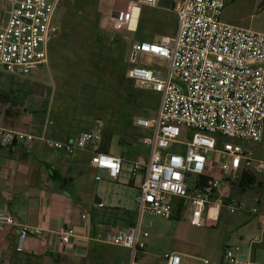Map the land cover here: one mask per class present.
Here are the masks:
<instances>
[{
    "label": "built area",
    "instance_id": "2783aa9c",
    "mask_svg": "<svg viewBox=\"0 0 264 264\" xmlns=\"http://www.w3.org/2000/svg\"><path fill=\"white\" fill-rule=\"evenodd\" d=\"M161 1L135 0L138 5L153 9ZM61 2L8 1L3 13L8 19L0 30V71L26 77L48 64L50 43L59 35L55 18ZM170 2L178 20L175 36H162L156 42L138 41L131 47L135 65L128 71L129 79L139 89L159 96L154 114L134 122L138 129L150 132L141 138V144L149 149V159L147 163L134 162L131 173L136 177L144 168L143 181L134 198L139 221L134 228H114L99 238L105 244L129 250V264H142L137 259L146 247L140 237L149 236L140 228L145 216L170 220L177 200L179 215L191 225L212 227L213 222L205 220L203 214L214 197L223 200L229 213L242 210L234 198L226 200L229 182H238L244 172H252L254 165L264 171V163L256 162L254 150L248 145L264 140V34L224 22L227 0ZM148 56L167 61L163 76L140 65ZM47 129L48 125L44 126L37 136L0 125V145H29L41 140L71 156L102 137L97 128L82 132L73 140L59 141L51 138ZM186 130L195 131L189 140L184 138ZM91 164L105 170L112 181H117L123 172L122 158L111 154L96 152ZM212 170L219 173V178L213 176ZM259 216V231L264 234V214ZM15 227L20 229L17 252L25 250L29 234H44L40 228L20 225L4 204L0 209V233ZM55 235L68 245L76 238V229L62 227ZM250 242L258 243L260 237L255 236ZM164 260L166 264H182L176 253L165 254ZM240 262L238 252L226 248L222 264Z\"/></svg>",
    "mask_w": 264,
    "mask_h": 264
},
{
    "label": "rangeland",
    "instance_id": "374dc122",
    "mask_svg": "<svg viewBox=\"0 0 264 264\" xmlns=\"http://www.w3.org/2000/svg\"><path fill=\"white\" fill-rule=\"evenodd\" d=\"M167 6L153 9L140 6L135 0H62L56 14L60 35L49 46L48 64L26 77L11 78L0 72V93L12 90V96L23 103L22 108L13 109L0 101V115L7 111L12 117L7 123L2 121L3 126L18 127L26 132L48 125L51 137L62 140L72 132L80 135L91 124H102L99 125L102 134L117 133L111 143L113 152L122 153L125 143L133 142L129 156L137 158L138 150L143 149L141 138L146 132L135 128L134 122L136 118H145L146 110L139 108L134 98V91L141 89L128 77L129 69L135 65L131 47L140 40L156 42L162 36H175L177 16ZM0 19V25L4 26L8 16L3 15ZM222 19L230 25L264 34V0H227ZM121 52L124 61L121 60ZM164 62L166 68L168 63ZM140 65H144L143 62ZM155 96L159 99L158 95ZM154 112L148 111V114L153 115ZM129 120L132 123L126 126ZM194 133V130H186L184 138L189 140ZM248 145L254 150L256 162L264 163V140L260 144ZM133 168L134 162L125 163L126 171L120 176V181L131 178ZM252 172L262 186L247 190L240 196L236 182L229 191L241 202L244 214L254 216L250 225L241 226L240 219H237L241 213L230 214L226 209L222 210V218L231 216L237 223V228L232 231V240L238 241L240 236L253 234L251 230L257 229L255 215L258 204L255 199L258 197L256 191L264 193V171L254 165ZM141 179L142 174H138L137 185L141 186ZM178 208L176 200L174 216ZM179 222L176 217L170 220L153 217L151 221L145 216L143 219V231H147L156 244L159 238L161 240L156 252L160 257L159 264H164L165 254L175 251L174 236L182 225ZM220 228L223 229L222 223ZM199 230L204 234L203 229ZM248 247L242 243L239 254ZM255 248L258 253L256 263L263 264L264 250L258 245Z\"/></svg>",
    "mask_w": 264,
    "mask_h": 264
},
{
    "label": "crops",
    "instance_id": "0c3cea01",
    "mask_svg": "<svg viewBox=\"0 0 264 264\" xmlns=\"http://www.w3.org/2000/svg\"><path fill=\"white\" fill-rule=\"evenodd\" d=\"M8 1L0 0V18ZM163 5L171 8L170 0H162L159 7ZM1 28L2 25L0 30ZM141 62L153 70H159L162 73L165 70L163 59L144 57ZM11 119L10 114L4 111V115H0V125L3 126L2 121L7 123V120ZM99 125L91 124L84 132L95 131L100 127ZM44 126L38 130L33 128L26 132L39 136ZM4 127L22 130L9 125ZM145 132L143 136L150 134L149 131ZM47 134L50 137L52 135L48 129ZM78 134L72 132L67 138L56 140H73ZM114 134L117 133L107 134L110 142L103 151L100 150V146L104 144L106 133L101 134L102 137L98 143L89 145L83 150H77L71 156L64 151L54 150L41 140H36L29 145L22 143L14 146L0 145V209L6 204L20 225L44 230L42 236L28 235L23 252L15 250L20 233L19 228H7L6 232H1L0 256L3 264H129V250L105 244L99 241V238L104 237L114 228L137 226L138 207L134 198L138 195L140 185L136 184V178L138 174H142V183L144 168L140 169L136 177L130 174L131 178L126 181H120V177L117 181H112L105 170L92 166L91 158L96 152L120 157L123 160L122 173H125V163L136 161L147 163L149 149L142 145L143 149L138 150L137 158L131 159L129 149L133 142H126L122 153L113 152L111 143ZM118 136L122 144L123 140L119 134ZM212 171L213 176L219 178V173ZM98 176L102 178L100 181L96 179ZM247 190L241 191L240 196ZM256 192L258 195L255 199V203L258 204L255 215L257 229L251 230L253 234L250 232L245 237L240 236L238 241L232 240V231L237 228V223L231 216L222 218V210L225 208L223 200L217 196L207 205L203 214L205 220L213 222L214 225L210 228L191 225L187 218L179 215L178 209L177 215L173 217H176L182 225L174 236V253L181 257L182 264H207L206 262L222 264L226 248H235L241 260L240 264H257L258 253L255 246L258 245L264 250V234L259 231V215L264 214V193ZM232 198L234 197L229 192L226 200L229 201ZM237 203L241 204L240 201ZM243 211L239 210L230 214L241 213L237 215V219H240L241 226L244 227L250 225V220L254 216L249 213L244 214ZM82 216L86 217L82 218ZM143 219L140 225L142 233L147 232L143 231ZM149 220L152 221V219ZM221 223L223 229L220 228ZM152 225L150 222V226ZM62 227L76 229V238L68 245L63 244L55 235V232ZM199 229H203L204 234ZM255 236L260 237V242L251 243L250 239ZM150 237V235L146 238L140 237L146 247L140 251L137 260L142 264H159L160 257L158 258L156 252L161 240L159 238V243L156 244ZM242 243L248 244L249 247L239 254ZM163 262L166 264L164 260Z\"/></svg>",
    "mask_w": 264,
    "mask_h": 264
},
{
    "label": "trees",
    "instance_id": "16d2710c",
    "mask_svg": "<svg viewBox=\"0 0 264 264\" xmlns=\"http://www.w3.org/2000/svg\"><path fill=\"white\" fill-rule=\"evenodd\" d=\"M121 60L124 61L123 57H122V52H121ZM3 75H6L4 73H2ZM125 75V73H124ZM11 78H13V76H9ZM14 93V91L10 90V91H1L0 93V101L2 104H4L7 108H13V109H20L23 107V103L17 100V97H13L12 94ZM134 98L137 102V104L139 105V108L144 109V111L146 112L145 118H149L152 115L148 114V111L154 112L159 105V99L155 96L154 93L149 92V91H145V90H136L134 91ZM25 113H28V111H26ZM33 117V115H31ZM132 122L129 120L126 124L130 126ZM109 136L106 135V138L104 139V144H102L100 146V150L103 151V149H105V147L109 146ZM234 183L229 182V185L226 189L227 193H229L231 187L233 186ZM238 186L240 188V192L245 191L247 189H252L256 186H262V184L260 182H258L256 176L254 175L253 172L251 171H246L242 174L240 180L238 181Z\"/></svg>",
    "mask_w": 264,
    "mask_h": 264
},
{
    "label": "water",
    "instance_id": "95a60500",
    "mask_svg": "<svg viewBox=\"0 0 264 264\" xmlns=\"http://www.w3.org/2000/svg\"><path fill=\"white\" fill-rule=\"evenodd\" d=\"M154 73H155L156 75L163 76V73H162V72H160L159 70H154Z\"/></svg>",
    "mask_w": 264,
    "mask_h": 264
}]
</instances>
